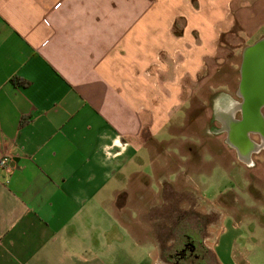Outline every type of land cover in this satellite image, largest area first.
<instances>
[{
	"label": "crops",
	"instance_id": "crops-1",
	"mask_svg": "<svg viewBox=\"0 0 264 264\" xmlns=\"http://www.w3.org/2000/svg\"><path fill=\"white\" fill-rule=\"evenodd\" d=\"M196 2L0 0V264H173L157 236L190 213L216 263L248 262L244 215L203 194L225 151L246 164L239 101L218 116L202 81L264 0Z\"/></svg>",
	"mask_w": 264,
	"mask_h": 264
},
{
	"label": "rangeland",
	"instance_id": "rangeland-1",
	"mask_svg": "<svg viewBox=\"0 0 264 264\" xmlns=\"http://www.w3.org/2000/svg\"><path fill=\"white\" fill-rule=\"evenodd\" d=\"M261 15V20H263V12H261ZM240 16L243 17V14ZM257 24L258 23L254 21L252 25L247 28V32L250 34L245 35L242 34L241 29L239 30L236 28L237 35L245 38V42L242 39L234 38L229 39L226 43L225 38H222L225 44H220V49L218 52L219 61L216 60L217 62H220V64L210 66L212 68L210 69L212 70L211 74L204 77L202 81L204 89L208 92L207 100H210V96L213 94L218 96L215 100V105L226 103L225 97L221 95L222 93L228 92L234 95L236 84L238 82V71L241 62V51L243 46L256 42L259 39L258 37L260 34H263L264 36V26L259 25L256 28ZM237 27H240L239 23L237 24ZM236 45H239L240 49L237 50L235 48ZM210 87H213L212 91L208 90ZM208 102L207 106H209ZM206 112L210 114V108L207 107ZM222 138L223 134L211 142H208V140L202 141V144L204 143V147L211 150L207 143H212V148H214L216 144L218 145L221 143ZM225 152L226 153L224 156H221L218 160L222 165L232 167L231 174L233 175V178H225L224 174L221 175L215 171L212 176L206 178L208 179V184H206L203 194H206L207 198L210 200L214 198L216 199L217 196L220 195V199L236 203V211H240V214L244 215L240 226L241 228L239 230H235V232L245 233L242 238L238 240V243L245 247L248 258V262L246 264H264V196L261 198L259 197L260 199L258 198V196H261L264 192V175L262 173L264 165L262 167L248 168L243 162L236 159L232 151L227 150ZM261 154H264V150ZM210 164L211 162L206 164V166ZM222 176L224 178H222ZM254 216L256 217L253 218ZM209 217L212 216L209 215ZM202 220L200 224L203 228ZM197 223L198 221L195 219L193 220L192 214L190 213V229L194 228L193 230H196ZM173 227V230L170 231L172 235H168L169 231H164L167 233H164L167 235L165 237L167 245L162 256L166 260H168L166 258V251H170L169 245L178 242L180 236L185 231L181 229L180 223L178 224V221L177 225L174 224ZM224 237L225 236H223V238ZM222 243H224V239H222ZM212 257H207L206 264H218ZM168 261L174 264L172 260Z\"/></svg>",
	"mask_w": 264,
	"mask_h": 264
},
{
	"label": "water",
	"instance_id": "water-1",
	"mask_svg": "<svg viewBox=\"0 0 264 264\" xmlns=\"http://www.w3.org/2000/svg\"><path fill=\"white\" fill-rule=\"evenodd\" d=\"M240 71L239 94L242 102L238 104V109L242 116L240 120L229 123L228 139L242 151L247 147V131L263 132L264 37L243 48Z\"/></svg>",
	"mask_w": 264,
	"mask_h": 264
},
{
	"label": "trees",
	"instance_id": "trees-1",
	"mask_svg": "<svg viewBox=\"0 0 264 264\" xmlns=\"http://www.w3.org/2000/svg\"><path fill=\"white\" fill-rule=\"evenodd\" d=\"M194 6H196V0H191ZM176 24V23H175ZM176 34H178L180 31L175 30ZM236 32V31H234ZM222 38H224L222 36ZM223 43V40H222ZM241 43V42H240ZM239 43V44H240ZM14 83L17 84H28L26 81H22L18 78L13 79ZM165 236H157V240L159 242V246L161 249V254H163L165 247H166V240ZM170 237V236H169ZM187 238L191 239L190 247L188 248V253H186L184 256H181V249L183 247V240H186ZM167 239V238H166ZM203 236L200 235L199 232L193 229H188L186 232H184L178 242L173 243L172 245H169L170 251H166L167 253V259L172 260L174 264H206L207 257L211 256V251L209 249H206L207 247L202 242Z\"/></svg>",
	"mask_w": 264,
	"mask_h": 264
},
{
	"label": "flooded vegetation",
	"instance_id": "flooded-vegetation-1",
	"mask_svg": "<svg viewBox=\"0 0 264 264\" xmlns=\"http://www.w3.org/2000/svg\"><path fill=\"white\" fill-rule=\"evenodd\" d=\"M245 46H247V44ZM245 46H243V48ZM241 60H242V53H241ZM240 65H241V62H240ZM240 65H239V71H238V82L236 84V88L234 92L235 98L239 101V103L242 102V96L239 94V85H240V79H241ZM221 95L225 97L226 101L228 100L227 102H230L231 104L234 105V103L232 102V100L229 99L228 96H226L224 93H222ZM216 108H217V105H216ZM261 114L264 117V107L261 109ZM241 116H242L241 110H238L236 113V117H241ZM246 136H247V142H248L246 144L247 147L244 150L239 151L240 157L246 161L245 165L248 168L262 167L264 165L263 164L264 154L263 155L261 154L262 151L264 150V122H263V132L250 130V131H247ZM262 170H264V167ZM183 241L185 242H183V247L180 253L181 256H184L186 253H188V248L190 247L192 240L187 238L186 240H183ZM202 242H203V239H202Z\"/></svg>",
	"mask_w": 264,
	"mask_h": 264
},
{
	"label": "bare ground",
	"instance_id": "bare-ground-1",
	"mask_svg": "<svg viewBox=\"0 0 264 264\" xmlns=\"http://www.w3.org/2000/svg\"><path fill=\"white\" fill-rule=\"evenodd\" d=\"M227 101L224 104L217 105L216 110H217L218 116L222 117V114H225L224 112L233 111L235 109V105H233V104H231L230 102H227Z\"/></svg>",
	"mask_w": 264,
	"mask_h": 264
},
{
	"label": "built area",
	"instance_id": "built-area-1",
	"mask_svg": "<svg viewBox=\"0 0 264 264\" xmlns=\"http://www.w3.org/2000/svg\"><path fill=\"white\" fill-rule=\"evenodd\" d=\"M10 157L8 155H3L0 157V170L3 169L9 162Z\"/></svg>",
	"mask_w": 264,
	"mask_h": 264
}]
</instances>
